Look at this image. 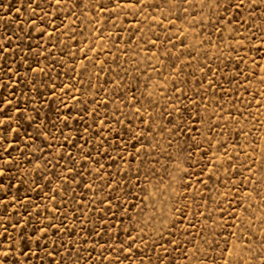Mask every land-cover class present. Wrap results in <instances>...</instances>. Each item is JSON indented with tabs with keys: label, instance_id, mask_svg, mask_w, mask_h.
I'll list each match as a JSON object with an SVG mask.
<instances>
[{
	"label": "rangeland",
	"instance_id": "374dc122",
	"mask_svg": "<svg viewBox=\"0 0 264 264\" xmlns=\"http://www.w3.org/2000/svg\"><path fill=\"white\" fill-rule=\"evenodd\" d=\"M27 2L0 0V44L8 47L6 59L0 57V83L8 84L0 88V120L4 121L0 124V152L8 146L5 140L15 142L9 155L0 156V167L5 169L0 181L5 186L11 185L6 192H0V198H5L6 193L9 199L18 196L25 205L9 207L0 216V232L7 228L13 238L24 233L35 235L32 226L39 221L47 222L45 218L52 215L67 216L63 220L67 230L60 233L61 239L57 240L49 232L41 244L51 248L55 241L59 248L63 242L64 248L59 251L65 260L68 256L65 249L81 248L79 264H101L97 256L107 257L113 247L116 252L112 254L111 264H115L117 255L121 259L123 255L129 256L132 264H158V256L161 264H225V261L261 264L257 253L264 252L261 247L264 240V200L261 199L264 196V95H261L264 84L259 82L264 75L261 71L264 69V18L260 15L264 4L257 0V7L251 8L249 0H245L244 10L230 9L219 22L207 2L202 5L200 0H190V3L145 0L141 8L124 9L111 19H106L108 13L98 12L96 0H81L79 8H73L71 0H62L59 5L55 0H36L40 7L33 3L31 9ZM85 4L89 7H84ZM232 16L236 19L229 24ZM9 67L13 69L9 74L11 80L2 77V70ZM37 67L44 68L48 76L31 71ZM33 80L37 84L45 81L48 87L33 88ZM53 85L55 96L50 95ZM65 85H68L67 94L60 91ZM77 88L79 92L75 91ZM177 88L181 91L174 90ZM133 93L136 100L132 98ZM73 95L79 98L78 103L70 99ZM106 98L108 116L106 125L102 126L100 119L93 122V115L89 113L98 102L97 112L101 119L105 118ZM189 99L200 105L199 111L207 117V123L197 120L194 125L200 133L189 132L190 121H180L183 132L178 136L158 131L159 126H173L168 123L169 119L177 123L185 108L195 114ZM177 107L180 113L174 111ZM137 108H141L139 113L135 111ZM149 113L156 121L150 124L155 137L145 132L142 138L147 139L148 145L158 147L146 145L141 162L128 156L135 149L134 142H127L132 132L145 129L141 117L148 121ZM68 115L72 119L65 127L62 118ZM120 120L124 123L117 122ZM84 127H89L93 134L88 145L76 139L77 135L89 137L83 132ZM241 128L248 135L239 134ZM192 136L194 141L190 140ZM66 137L69 141L76 140V146L70 149L73 156L87 151L90 157L105 165L101 175L106 180L96 179L94 188L76 187L69 181L71 187H68L45 170L42 160L35 159L42 151L43 158L51 161L47 168L62 172L69 153ZM102 138H107L108 144H103ZM169 139L172 147H168ZM178 143L186 149L192 145L190 158L186 159L187 153L177 154ZM37 148L41 151H36ZM105 149L108 156L119 153L130 163L119 157L115 162L109 160L104 156ZM205 151L206 157L201 155ZM9 158L13 163L5 164L4 160ZM37 163L41 167L34 171ZM85 167L90 169L95 164L89 159ZM152 167L158 170L156 175L149 173L145 179L144 170ZM182 168L188 172H182ZM95 175L85 172L83 177L75 179L89 183ZM160 176L165 177V184L157 191L155 186L160 184ZM106 183H112L115 192L107 187L100 191V186ZM248 192L251 195L246 196ZM145 196L149 199L144 200ZM102 199L104 204L99 203ZM93 200L97 203H91ZM33 203L39 208L34 210ZM77 208L81 211L88 208L87 215H82ZM141 208H145L143 213ZM176 209H182L183 215ZM26 210L32 213L30 226L21 229L17 222L24 223ZM36 211L40 212L39 217ZM74 215L80 221L75 225ZM177 217L176 227L171 228L169 221ZM52 222L59 226V221ZM240 223L243 229L238 227ZM165 224L171 228V234L164 230ZM142 228L148 233L144 237L146 244L139 239ZM233 232L237 235L232 236ZM128 236L136 237V241L131 252L121 254L119 245ZM173 240L177 243H172ZM226 245L227 249L234 250L231 256L225 250ZM29 246L35 250L34 244ZM72 255L75 259L76 254ZM33 264H40L39 258ZM103 264L109 261L104 260ZM122 264H130V260L122 259Z\"/></svg>",
	"mask_w": 264,
	"mask_h": 264
},
{
	"label": "snow or ice",
	"instance_id": "6c2138e0",
	"mask_svg": "<svg viewBox=\"0 0 264 264\" xmlns=\"http://www.w3.org/2000/svg\"><path fill=\"white\" fill-rule=\"evenodd\" d=\"M55 2L57 5H59V4H61L62 0H55ZM170 2L175 3V0H170ZM205 2H207V5L210 9L211 14L215 15L219 18V22H222L224 19L223 13L229 12L230 9H232V10H244V8H245V0H200V3L202 5ZM33 3H36V0H28L27 7L29 9H31ZM71 3H72L73 8L81 7V0H71ZM144 3H145V0H96L95 7L99 13H105V12L108 13V17L106 19H111L113 15H119L120 13H122L124 11V9L131 10L133 8H141L144 5ZM182 3H190V0H182ZM259 3L264 4V0H259ZM48 6L51 7V3H49ZM36 7L39 8L40 4L36 3ZM84 7H89V5L85 4ZM248 7L256 8L257 7V0H249ZM221 9L223 10V12L220 11ZM17 11H20V9H17ZM34 11L35 10L33 9V12ZM185 11H186V9H185ZM73 15H75L74 12H73ZM260 15L262 18H264V12H261ZM176 18L180 19L179 16H177ZM235 19H236V17L232 16L231 20H229V24H231L232 20H235ZM241 27H243V24H241ZM216 31H220V29L217 28ZM134 34L135 33H133V35ZM183 34L184 33H181V35H183ZM49 36H51V33H49ZM8 40H9V43H11V37H9ZM153 43H155V41H153ZM181 43L183 44V42H181ZM240 43L243 44V40H241ZM262 43H264V40H262ZM7 52H8V47L4 44H0V57H3L6 59V57H4V54ZM256 66L260 67L259 64H257ZM31 71L33 73L39 72V73L43 74V76H45V77L48 76V73L42 67L33 68V69H31ZM261 71L264 72V69H262ZM10 73H13V69L11 67H9L5 70H2V77H6L8 80H11V76L9 75ZM25 75H27V69L25 70ZM259 82L261 84H264V75H262L260 77ZM17 83H18V81H17ZM32 85H33V88H38V87L47 88L48 87V84L45 81H41L39 84H37L36 81L33 80ZM7 86H8L7 83H0V88H5ZM209 86L210 87L213 86L211 84V82H209ZM55 87L56 86L53 85L52 92L50 93L51 96L56 95ZM67 88H68V85H65L64 87H62L60 89V91L67 94ZM174 90L175 91H181L178 88L174 89ZM75 91L79 92L80 89L77 88V89H75ZM182 94L186 95L185 93H182ZM39 95H40L39 92H37V97H39ZM261 95H264V93H261ZM132 98H133V100H136L135 93H133ZM70 99L76 101L77 103L79 102V98L75 95L71 96ZM117 99H119V97H117ZM177 99H179V98L177 97ZM202 99H203V97H202ZM149 102H151V101H149ZM7 103H11V102L8 101ZM108 103H109V101L106 98L103 102V105L105 108V118H103V119L100 118L99 113L97 112V107H99V103L98 102L94 103V107L92 109V112L89 113V115H93V122H95V119H100L101 125L102 126L106 125L107 116H108V112H107V104ZM121 103H124V101L121 100ZM188 103L193 104L194 109H195L194 115L192 113H190L187 108H185L184 114H182L180 116L179 121H177V123L173 124L171 119H169L168 123L173 125L171 128L159 126L157 130L160 132H167V133H169V136H178L183 132V128L180 125V121H185V122L190 121L191 124L188 125L189 132H195V133L199 134L200 129L194 127V125L197 122V120H199L201 124L207 123V117H205V115L199 111L200 105H197L191 99L188 100ZM64 106L67 107L66 102H65ZM142 107H143V105H141V108ZM141 108H137V109H135V111L137 113H139L141 111ZM35 110L36 109H34V111ZM16 111H17V113L21 112L19 107H17ZM84 111H87V109L85 108ZM174 111H176L177 113H180V109L178 107L175 108ZM162 116H163V113H161V117ZM169 116H171V113H169ZM57 118L58 119L61 118L59 115V112L57 113ZM9 119H11V118L9 117ZM30 119H33V118H30ZM62 119H63V123H64L65 127H67L68 126L67 122H68V120L72 119V117H71V115H68V116H64ZM81 119H83V117H81ZM117 122L120 124L124 123L123 120H120ZM3 123H4V121L0 120V124H3ZM129 123H131V121H129ZM141 123H143L145 125V129L132 132L130 135V140L127 142V143L134 142V143H132V147L135 149V151L134 152H128V156L131 158H134L136 160H141V155L144 152L145 146L148 145L147 139L142 138L145 136V132L151 133L153 138L155 137V132L150 127V124L156 123V121L152 117V114L149 113V120L148 121H144L143 118L141 117ZM37 127H39V125H37ZM209 127L211 128V125H209ZM177 129H179V131H177ZM12 131H15V129H13ZM129 131L131 132V130H129ZM83 132L86 134H89V137L84 138V137L77 135L76 139H81L83 145H88L91 142V136L93 134H91L89 132V127H84ZM61 134L63 135V133H61ZM239 134L248 135V133L243 132L242 128L239 130ZM48 135H51V133H49ZM47 138H48L47 136L44 137L45 140H47ZM119 138L123 142V137L121 136ZM190 140L194 141L195 136L190 137ZM5 143L8 146L6 148H4L3 152H0V156L9 155V149H11L13 147L15 142L8 143L7 140H5ZM65 143L69 144V153H68L67 159L64 160L65 168L62 172L57 173L55 171V168H52V169L47 168V165L50 164L51 161L47 160L46 158H43V153L39 148H37L36 151H41V155L36 156L35 159L38 161L42 160V163L45 166V170L51 172L52 175L55 176V179L58 182H60L63 185H68V187H71V185L68 184L69 181H72L73 183H75L76 187H80L81 185H83V187H85V188H94L96 179L106 180V176L101 175V173H103L105 170L104 164L98 163L95 160V158L90 157V153L87 151L77 153L76 156H73L71 154L70 149H71V147L76 146V140L75 139L69 141L68 138L66 137ZM102 143L108 144L107 138H102ZM127 143H125V151H127ZM136 144H139L140 147H136ZM48 146L50 147L51 145L49 144ZM61 146H63V145H61ZM109 147H111V145H109ZM148 147L155 149L158 147V145L157 144H151V145H148ZM168 147H172V142L170 139L168 142ZM191 147H192V145L189 144V148L186 149L181 144L178 143L176 145V152L178 155H183L184 153H187V156H186V159H187V158H190L192 155L191 151L189 150ZM209 147H211V145H209ZM197 151H199L198 147H197ZM58 155H61V157H63V154L58 153ZM96 155L100 156V152H97ZM201 155L206 157L207 151L203 152ZM104 156H107L108 159L112 160L113 162H115L117 157H119V159L125 161V163H130V161L128 159H126L124 156L120 155L119 153L117 154V156H108L107 149H105V151H104ZM168 158L172 159V156L169 155ZM89 159H91L92 163L95 164V167L90 168V169L85 167V164L89 161ZM228 159L231 160V157H229ZM26 162L31 163V161H26ZM141 162H143V161L141 160ZM4 163L5 164H11V163H13V161L11 160V158H9L7 160H4ZM57 163H59V161H57ZM40 167H41V164L37 163L33 170L35 171L36 169H38ZM229 167H233V166L229 165ZM81 169L83 171H81ZM225 170L227 171V169H225ZM247 170L251 171L252 169L248 168ZM117 171H122V170L117 169ZM157 171L158 170L155 169L154 167L149 168V169H145L144 170L145 179H148L149 173H151L152 175H156ZM181 171L187 173L188 169L182 168ZM202 171H203V169H202ZM85 172H94L96 175L94 177H90L89 183H84V181L82 179L80 181H77L75 179L76 177H83ZM137 173H139V168L137 169ZM4 174H5V169L3 167H0V177L4 176ZM107 175L111 176L112 174L108 173ZM208 178L211 179V170H209ZM244 179H248V177H245ZM51 182H52L51 178H48V183H51ZM198 183H199V181H198ZM204 183L206 184L207 181H204ZM164 184H165V177L160 176V184L158 186H155L157 191L159 190V188H162L164 186ZM37 186H39V185H37ZM183 186L185 188H187V184H184ZM10 187H11V185L5 186L3 184V182L0 181V192H6V188H10ZM44 187L47 188L48 184H45ZM105 187L112 189L113 192H115V190H116L112 183L102 184L100 186L99 190L103 191V189ZM253 191H255V189H253ZM17 192H19V188H17ZM64 194L65 195L68 194L67 188H65ZM45 195H47V194H45ZM247 195H251V193L248 192V193H246V196ZM73 199H75V198L73 197ZM147 199H149V197L145 196L144 200H147ZM261 199L264 200V196H261ZM25 200H27V197H25ZM55 200H56V196L53 195L52 201L54 202ZM81 200H83V196H81ZM108 200L110 201L111 197H108ZM143 202L144 201L142 200L141 203H143ZM91 203L95 204L97 202L95 200H93ZM99 203L104 204V200L103 199L100 200ZM125 203H127V201H125ZM16 205H19L21 207H25V205L21 204L18 196H11L9 199L7 197V193H6L5 198H0V206L3 207V211H0V216H2L4 214V212H7L9 207L15 208ZM32 207L35 210V209L39 208V205H36L35 203H33ZM105 207H107V205H105ZM88 210H89L88 208H85L83 211H81V209L77 208V211L81 212V214L85 215V216L87 215ZM92 210H95V209H92ZM45 211H49V210L45 209ZM54 211H60V209H54ZM144 211H145V208L140 209L141 213H143ZM175 211L180 213L181 216L183 215L182 209H176ZM35 214L37 217L40 216L39 211H36ZM31 216H32V213L27 212V210H26V215L22 218L24 220V223L20 224L19 222H17L21 229H23L24 227L30 226ZM45 219L47 220V222L42 220V221H39L38 223H36L34 226H32V232L35 233V235H28L27 233H24L20 237L13 238L9 234L8 229L4 228V230L2 232H0V238H3V239H0V243L3 244V247L0 248V264H33V261L36 258H39L40 264H79V261L81 259L79 254L82 251L81 248L69 247V248L65 249V252L68 253L67 259L65 260L64 254L59 251V248H64L63 242H60L59 248L56 247L55 241L53 242L51 248H49L47 245L41 244V241L46 239L47 234L49 232H52V235L54 237H56L57 240L61 239L60 233H63L67 230L65 225L63 224V220L67 219V216L52 215L51 217H46ZM178 219H179V217H177V219L169 221V223L171 224V228L176 227V223H177ZM53 220L59 221L60 222L59 226H57V224L53 223L52 222ZM72 220H73L74 225L80 222L79 218L75 215L72 217ZM189 223L191 224V221H189ZM192 226L194 227V225H192ZM13 227H16V225H14ZM238 227L243 229L244 225L242 223H240L238 225ZM171 228H169L168 224L164 225V230H167L169 232V234H171ZM125 231H127V229ZM133 231H135V229H133ZM177 231H179V229H177ZM141 232L143 233V235H140L139 239H140L141 243L146 244L147 242L144 239V237L147 236L148 233L145 232L143 228L141 229ZM95 234L99 235V233H95ZM231 235L236 236L237 233L233 232V233H231ZM89 238H90V236H89ZM158 238H162V237H158ZM117 239H119V238L117 237ZM135 241H136V237L128 236L119 245L120 253L122 254L124 252H131L132 245L135 243ZM30 243L35 245V250H33L29 246ZM172 243H177V242L175 240H173ZM13 245H15V247H13ZM154 246H155V241H154ZM261 247L264 248V240L261 241ZM25 249H27V251H25ZM173 250L175 251L177 249H173ZM225 250L229 251L230 256L233 254V251H234V250L227 249V245L225 246ZM164 251L167 252V249H164ZM114 252H116L115 247H113L109 250V254L107 257H104L103 255H98L97 259L101 261V264H103L104 260H108L109 264H111V261L113 259L112 254ZM73 253L76 254L75 259H73V255H72ZM236 254L239 255L238 252ZM257 255H259V257H260L261 264H264V252L257 253ZM11 256H15V258L10 260L9 257H11ZM55 256H60L61 259L56 260L54 258ZM122 259L123 260H130V264H132L129 256L123 255ZM122 259H121V255H117L115 257V264H122ZM157 261H158V264H161V257L158 256ZM149 264H150V262H149ZM170 264H171V262H170ZM225 264H228V262L225 261ZM237 264H239V261H237Z\"/></svg>",
	"mask_w": 264,
	"mask_h": 264
}]
</instances>
